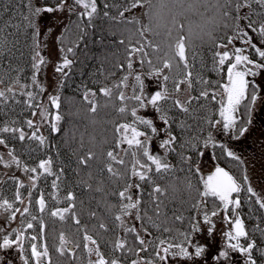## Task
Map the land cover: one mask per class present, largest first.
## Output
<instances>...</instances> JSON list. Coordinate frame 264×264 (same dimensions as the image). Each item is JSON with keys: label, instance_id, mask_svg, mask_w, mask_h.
I'll return each instance as SVG.
<instances>
[{"label": "snow or ice", "instance_id": "1", "mask_svg": "<svg viewBox=\"0 0 264 264\" xmlns=\"http://www.w3.org/2000/svg\"><path fill=\"white\" fill-rule=\"evenodd\" d=\"M140 9L142 15H137ZM2 11H8L7 7ZM45 12L65 13L56 37L60 59L54 73L59 79L47 95V106L43 96L47 85L38 78L48 61L40 43ZM19 15L21 19L14 23L9 17L5 27L12 24L24 30L26 40L30 37L31 73L23 76L24 66L12 65L9 59L10 66L0 73V84H4L0 104L18 103V94L22 95L33 117L39 111V121L25 118L29 133L14 118L0 126V145L8 148L10 156L4 159L0 152V162L22 166L30 181L26 202L21 192L26 181L19 177H12L16 182L13 198H0V215L6 214L0 226V249L14 246L23 264H172L173 260L175 264H208L209 259L212 264H232L234 250L243 254V264H264V242L249 235L239 211L242 196L250 205L255 200L260 208H264V196L231 146L234 137L248 131L257 102L264 103V89L257 82L260 78L264 83V0H126L124 4L26 0V11ZM98 20L102 33L117 37L111 43L120 46L117 50L123 51V60L115 65L121 75L112 83L97 81V87L82 84L78 89L83 118L89 124H97L102 110L111 108L117 114L106 121L113 126L111 141L103 133L97 139L94 129L85 148L84 132L78 133L71 121L62 128L66 115H80L79 109L71 111L77 97H65L63 108L61 97L76 51L89 31L98 27ZM52 30L46 27V34ZM11 43L0 28V52L10 57ZM205 45L212 53L216 81L194 72L197 54ZM43 124L51 132L62 133L66 143L79 135V148L85 150L77 156L76 171L82 166L85 178L77 182L100 194L96 209L86 212L91 226L81 223L76 192L66 189L61 196L64 169L54 170L52 155L30 165L15 154L11 143L15 139L27 137L47 144L39 130ZM209 150L213 163L205 172L203 157ZM221 158L233 169L222 166ZM49 175L55 179L52 191L46 193L41 183ZM46 197L55 202L63 199L66 206L50 205ZM17 201L22 207L16 206ZM18 214L20 226L12 228ZM218 216L229 227L213 253L210 245ZM69 220L76 226L77 235L72 238L63 226L56 227ZM176 222L181 227H175ZM253 228L264 238V228ZM150 229L158 235L153 236ZM201 235L203 243L195 240ZM0 264L13 261L0 255Z\"/></svg>", "mask_w": 264, "mask_h": 264}, {"label": "trees", "instance_id": "2", "mask_svg": "<svg viewBox=\"0 0 264 264\" xmlns=\"http://www.w3.org/2000/svg\"><path fill=\"white\" fill-rule=\"evenodd\" d=\"M111 2L117 3V4H124L126 0H111ZM19 5V7H17ZM7 7L8 11L4 12L2 11L4 7ZM21 11H26V0H0V28L3 29V34L7 36L8 40L12 43L9 44V48H11V56L9 57V54L7 52H0V73H2L5 69H7L10 65L8 63L9 59L11 60L12 65L20 64L24 66V73L23 76L30 77L31 69L28 67L30 63L29 59V43H30V37L28 40L25 39V33L24 30L21 28L19 30H16L13 28L12 24H8L7 27L5 25L7 24L9 17L12 18L13 23L16 20H19V13ZM113 13H115V9H112ZM99 21V20H98ZM97 23V22H96ZM98 25V23H97ZM101 25L99 23L98 27L95 29H92L89 31L88 34H93V38L90 37L88 39V43L86 50L84 51L79 61L74 63V68L79 69L81 66L82 68H88L89 72L87 75L92 77V80L89 81L87 78H83L82 80H79L80 82H73L71 79V76L68 75V77L65 79V84L62 90V97L61 99L64 100L65 97H77L75 103L72 105L71 111L73 113L76 112L75 107L82 106L84 108V105L79 101V92L78 89H80V86L82 84H86L89 87H97V84L95 82L99 81L101 82V77L104 78V72L109 70L110 68H116L115 65L118 62H121L123 59V51H118L117 49L120 47L119 45H113L111 42H107V38H103L101 35ZM97 30V32H95ZM100 31V32H99ZM86 35L90 36V35ZM99 35L103 38V43L106 45V47H110L109 52L106 51L104 54L103 48H100V52L97 49H94L93 45V39L96 37H99ZM110 35V34H109ZM113 36V35H110ZM85 37V38H86ZM117 37L114 36V38L110 39L111 41L116 40ZM17 39L19 40V43H17ZM91 40V42H90ZM101 44V42H96V44ZM12 45H15L13 48ZM110 45V46H108ZM20 53H23L21 56ZM78 54V52H77ZM79 55V54H78ZM202 57V59H201ZM211 60H212V53L209 51L208 46L205 45L197 54V61H196V67L194 68V72H200L202 75L207 76L209 78V81H216L218 79V75L215 71L211 68ZM79 63V64H77ZM203 64L204 66L201 67L200 65ZM77 65H79L77 67ZM103 65V67H101ZM103 68V70H102ZM119 70V69H118ZM118 70H114L111 73H115L118 75H121V72ZM99 75V76H98ZM76 80V79H74ZM103 83L110 84L107 79L104 78ZM4 85V84H2ZM217 90H220L219 85H214ZM19 101L15 102L13 100L8 101L6 104H0V126L5 121H10L13 118L15 119V123L17 126H23L25 128V132L29 133L30 130L28 129L27 125L24 123L25 118H32L31 109L24 103L26 100V97L19 95ZM64 107L63 101H62V108ZM74 107V108H73ZM80 116L72 115V116H65V122L62 124V128H64V124L67 123V121H71L72 125L77 126V128L80 129V132H84V145L85 148H87L90 144L89 141V134H93V130L95 129V133L97 134V139H99V134L103 133L108 136L109 141H111L112 137V124L107 123V120H114L116 119L117 114L111 109H105L100 112V115L98 116L97 124L91 125L89 122L83 118V113H80ZM178 119L180 117H177ZM190 122V121H189ZM179 131V129H177ZM47 138H49L50 142H47L45 145H39L37 141L33 142L30 139H25L24 141H20L19 139H15L11 141V143L15 146V154L19 155L21 157V160L24 163H28L30 165H33L37 162L38 158H45L46 155H52L54 160V166L55 169H59L60 167H63L64 172L61 175V179L59 181L61 189L60 193L61 196L64 195V192L66 189H70L76 192V198L78 201V205L81 209V215H84L88 209H96L97 199L99 198V195L95 193L94 191H91L87 188H85L82 184L78 183V179H84V169L81 166V171L77 172L76 168L78 167V154H83L84 148H79V135L76 136V140L72 143L64 144V142L58 141L57 133L46 131ZM7 135V134H6ZM57 150L59 152V155L57 156ZM69 152H74L73 154ZM80 152V153H79ZM223 159V158H221ZM229 163V161L222 160V164ZM231 164V163H229ZM231 169H233V165L231 164ZM237 171V175H239V171ZM55 179L54 176L49 175V182L47 183L50 187L51 181ZM51 189V187H50ZM52 190V189H51ZM93 197H96V199H93ZM64 200H60L59 202L62 203ZM81 201H83V205H81ZM246 223L249 225V233L252 232V226L251 219L249 216V212L244 211V214H242Z\"/></svg>", "mask_w": 264, "mask_h": 264}, {"label": "rangeland", "instance_id": "3", "mask_svg": "<svg viewBox=\"0 0 264 264\" xmlns=\"http://www.w3.org/2000/svg\"><path fill=\"white\" fill-rule=\"evenodd\" d=\"M50 2H52V0H50ZM133 11H135V10H133ZM142 12H143V9H140L139 11H136V14L142 15ZM128 14L129 13H127V15ZM64 16H65V13H58V12H53V13L45 12L42 14V28H41L40 43L42 46H44V47H42V51H43L44 55L46 57H48V61L46 63V66L41 68V72L39 73L38 78L40 79V81L42 83H45L47 85V88L45 89V91L43 93V95H45V98H44L45 99V106H47V95L50 92L55 90L56 82L59 79V76L54 73L55 62L60 59V54H59V50H58L59 42L56 39V37L59 35V31H60V27H61L59 24V21H61L64 18ZM64 22L66 23L67 21L65 20ZM99 23L101 24V22H99ZM46 27H52V29H53L52 32L46 34ZM101 27H103V26H101ZM101 35L103 36V38H105V37L107 38V40H108L107 42H111L110 39L114 38V36H110L109 33H107V32L101 33ZM108 38H110V39H108ZM108 46H110V45H108ZM100 51L101 50L99 49V52ZM104 54H106L105 51H104ZM77 64H79V63H77ZM257 80L260 83L261 88L264 89V83L261 82L260 78H258ZM2 87L3 86H0V88H2ZM262 108H264V103H261L258 101L255 109L252 112L251 123H250L251 128H249V130L245 133V135H247L248 137L251 136V133L253 131H255L254 129L258 130V128H256V126L253 127V122L255 120V122L257 124V120H258L257 115L260 114V110ZM74 109H76V111L79 109L80 113L84 112V108L82 106L75 107ZM80 115H78V116H80ZM32 119H36L37 121H39V111H37V114L35 117L32 116ZM68 126H69L68 123L64 124V127H68ZM76 128H77V126H76ZM39 130L45 136L46 131H50V127L47 124H43V125L39 126ZM77 132L78 133L80 132L79 128H77ZM256 133H258V132H256ZM258 135H259V137L257 136L254 139V142L261 140V134L258 133ZM57 136H58L59 142L61 141V142H64V144H68L65 142V137L62 135V133H57ZM26 139H30V138L26 137ZM247 139H249V138H247ZM30 140H32V139H30ZM32 141L35 142V140H32ZM257 145L260 146L259 148L264 150L263 145L259 144L258 142H257ZM231 146L233 147V149L236 148V145L234 144L233 140L231 141ZM241 148L247 149L248 147L243 145ZM0 152L3 153L4 159H10V156L8 154V148L6 146L0 145ZM69 153L71 154L72 152H69ZM242 153L244 154V155H242V157L245 159L248 175L251 179L253 186L256 189H259L261 196H264V159H261V158L253 159V157L250 156L251 154L249 153V149L247 151H242ZM203 159L207 165V167H205V169H204V171L206 172L210 169L213 161H212L211 157L208 156V153L205 154ZM15 176H20V173L16 172L12 163L9 165H5L2 162H0V180L11 179L12 177H15ZM97 195H98V193H97ZM25 202H26V200H25ZM248 210H249V207L246 208L247 212H248ZM0 212H2V211H0ZM4 215H6V214H4ZM4 215H0V226L4 225ZM19 216L20 215L18 214V217ZM18 217H17V220L11 224L12 228L13 227L15 228L18 226V224H19V218ZM228 227H229V225L227 223L221 222L219 216L216 218V233L214 234V239L211 241V245H210V249L213 253H215L216 248L221 245V233L224 230H226ZM64 229H66L65 226H64ZM67 233L69 234V237L70 236L71 237L76 236L77 235L76 228H74L72 231L67 232ZM2 235H3V233L0 232V237H2ZM197 239H199L201 241V243L205 242V237L203 235L195 238V240H197ZM12 248H13V251L16 252L14 250L15 247H12ZM242 257H243V254H240L234 250L230 255V259L232 261V264H243ZM172 264H175L174 260L172 261ZM208 264H212L210 259L208 260ZM226 264H227V262H226Z\"/></svg>", "mask_w": 264, "mask_h": 264}, {"label": "flooded vegetation", "instance_id": "4", "mask_svg": "<svg viewBox=\"0 0 264 264\" xmlns=\"http://www.w3.org/2000/svg\"><path fill=\"white\" fill-rule=\"evenodd\" d=\"M49 2H50V0H49ZM98 2H99V0H98ZM254 7H255V5H254ZM93 46H94V44H93ZM102 48H105L104 44H103ZM257 82H258V80H257ZM257 116H258L257 124H256V122L254 120L253 127L256 126V128H258V130L257 129H254V130L261 134V140L254 142V139L257 136L259 137L258 133H256L255 131H253L251 133V136H249V137L247 135H245V134L243 136L238 137V138L234 137L235 139L233 138V141H234V144L236 145V148L234 150L239 155L242 156V155H244L242 153V151H247L249 149V153L251 154L250 156H252L253 159H257V158L264 159V150L259 148L260 146L257 145V142H258L259 144L264 146V108H262L260 110V114L257 115ZM249 128H251L250 124H249ZM247 138H249V139H247ZM243 145L247 146L248 148L247 149H242L241 147ZM257 190H258V193L260 194L259 189H257ZM250 210L252 211L251 212V218H252V221H253V226L254 225H258L259 228H263V226H260V222H259V220L263 217V215L261 213H259V211H256L253 207H251ZM45 215L47 216V213ZM257 217H259V220L257 219ZM65 223H67V224H71L72 223L73 224V222L71 220H69V221H67ZM136 223L138 225L139 222H136ZM57 224L58 225H62L59 222ZM175 227L179 228V227H181V224L179 222H176ZM253 230H254V228H253ZM150 231H152V235L153 236L158 235V233L155 230L150 229ZM254 233H255V235H258V234H260V231L259 230H254ZM141 234L143 235V233H141ZM196 241L201 242L199 239H197ZM0 255H6V257L8 259H11L13 261V264H23L22 262L19 261V259H20L19 252H14L12 248L7 249V250L0 249ZM181 259H183V258H181ZM242 260H243V257H242Z\"/></svg>", "mask_w": 264, "mask_h": 264}, {"label": "bare ground", "instance_id": "5", "mask_svg": "<svg viewBox=\"0 0 264 264\" xmlns=\"http://www.w3.org/2000/svg\"><path fill=\"white\" fill-rule=\"evenodd\" d=\"M19 18L21 19L20 16H19ZM100 37H101V35H99V37L94 38V39H93V43L98 42V40H99ZM102 46H103V44L101 43V44L99 45V48H102ZM84 73H85V74H88L86 71H84ZM43 96H44V98H45V95H43Z\"/></svg>", "mask_w": 264, "mask_h": 264}]
</instances>
